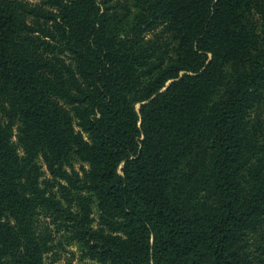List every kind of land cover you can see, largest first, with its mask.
Masks as SVG:
<instances>
[{
  "label": "trees",
  "instance_id": "16d2710c",
  "mask_svg": "<svg viewBox=\"0 0 264 264\" xmlns=\"http://www.w3.org/2000/svg\"><path fill=\"white\" fill-rule=\"evenodd\" d=\"M264 264V0H0V264Z\"/></svg>",
  "mask_w": 264,
  "mask_h": 264
},
{
  "label": "rangeland",
  "instance_id": "374dc122",
  "mask_svg": "<svg viewBox=\"0 0 264 264\" xmlns=\"http://www.w3.org/2000/svg\"><path fill=\"white\" fill-rule=\"evenodd\" d=\"M59 252V258L53 264H94L93 261L80 259L75 246H66V250Z\"/></svg>",
  "mask_w": 264,
  "mask_h": 264
}]
</instances>
